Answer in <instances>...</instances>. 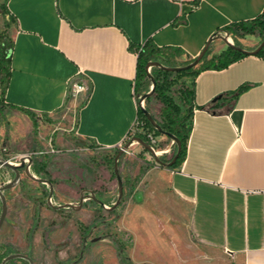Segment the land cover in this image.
<instances>
[{
	"label": "crops",
	"instance_id": "0c3cea01",
	"mask_svg": "<svg viewBox=\"0 0 264 264\" xmlns=\"http://www.w3.org/2000/svg\"><path fill=\"white\" fill-rule=\"evenodd\" d=\"M6 10L0 32L14 47L0 109V154L14 157L35 145L66 146L72 137L99 148L124 145L139 114L136 48L151 41L180 51L176 61L191 60L225 27L259 17L264 0H8ZM239 41L253 51L261 36ZM227 47L214 39L206 60ZM194 88L193 128L177 166L159 164L137 142L128 148L131 176L145 186L134 189L143 205L129 208V224L137 239L136 226L150 237L160 235L159 223L187 230L206 254L199 264H264V56L202 70ZM174 143H165L161 154ZM3 226L0 254L8 238ZM177 239L184 241L182 233Z\"/></svg>",
	"mask_w": 264,
	"mask_h": 264
},
{
	"label": "rangeland",
	"instance_id": "374dc122",
	"mask_svg": "<svg viewBox=\"0 0 264 264\" xmlns=\"http://www.w3.org/2000/svg\"><path fill=\"white\" fill-rule=\"evenodd\" d=\"M1 3L2 0L0 13L5 18V8H2ZM9 25L10 22L6 24L5 19V26ZM225 33L221 35L231 36V42L235 43L232 34ZM7 35L9 36L8 33ZM193 59H174V66H183L191 63ZM153 71V67L148 69L149 73ZM170 79L174 82L171 95L180 102L178 92L183 83L191 85L192 78L173 73ZM147 84L149 92L153 85L150 76ZM142 96L139 101H144V108L161 120L162 104L155 95L144 100ZM139 131H142L141 127L136 128V134ZM167 137L166 141L157 138V151H161L165 143L171 142V138L168 135ZM120 148H99L72 137L63 147L53 145L44 149L35 145L22 153L32 155L33 165L36 163L41 167V178L47 182H38L22 171L20 181L5 191L8 205L3 226L8 234L5 240L6 254L25 253L33 258L35 264H180L182 261L183 264H199L198 259L206 260V254H202L195 247L188 231L179 230L176 226H164L159 223L157 228L160 235L153 237L144 233L143 226H136L138 239L135 237L132 230L134 226L129 224L128 210L134 203L140 202V206L143 205V195L135 193L134 189H143L145 186L144 183H139L138 178L131 176L135 164L127 155L128 150L118 161L121 177L123 181L126 180L123 184L122 201L115 209L108 208L112 207L119 197L113 156L116 157ZM51 149L55 151L52 152ZM41 151L45 153L41 154ZM174 151L175 148L168 154L159 153L158 157L169 162L174 156ZM4 171H8V168ZM128 177L132 178L133 184L127 181ZM51 187L54 191L52 204L48 200ZM82 196L84 200L80 206ZM98 200L104 204H100ZM65 203H71L75 207H58ZM157 204L155 213L161 219ZM1 211L0 198V214ZM143 214V210L139 211L141 217ZM162 221L166 223L165 220ZM181 233L183 242L177 239ZM162 245L166 247L168 257ZM12 264L30 262L15 259Z\"/></svg>",
	"mask_w": 264,
	"mask_h": 264
},
{
	"label": "trees",
	"instance_id": "16d2710c",
	"mask_svg": "<svg viewBox=\"0 0 264 264\" xmlns=\"http://www.w3.org/2000/svg\"><path fill=\"white\" fill-rule=\"evenodd\" d=\"M8 0H2L1 6L5 8V16L8 15L6 10V2ZM9 21L6 19V24ZM226 33H231L235 45L240 46L239 38L246 34H258L261 36V41L264 39V12L257 18L240 23H234L224 28ZM218 34V33H217ZM14 47V42L6 33V31L0 32V109L3 104V94L6 90L10 73H11V55ZM136 51L138 53V64H137V97L140 98L142 95L147 93L149 80V72L147 65L151 61H159L165 66H174V56L180 54L178 50H170L168 48H160L153 44L151 41H147L144 45L137 47ZM209 50L203 56L200 61L199 66L183 69L178 72H172L164 70L162 67L154 66V71L151 73L156 80L155 86V98L162 104L160 109L161 120L156 121L162 128L159 131L147 118L144 113V108L139 104V114H138V128L141 127L142 131H139L134 136H138L144 141L148 142L147 133L153 132L156 136L166 135L168 133L175 135L181 141V151L180 155L171 167L177 166L186 156L187 152V142L190 136L191 130L193 128V111L196 107L195 104V88L194 79L195 77L205 69L216 68L222 69L227 67L232 62L239 60L240 58L248 55L243 51L236 50L231 46H228L221 53L213 56L210 60H206V56ZM259 56H264V46L256 54ZM195 59V58H194ZM194 59L192 61H194ZM191 61V62H192ZM186 65V64H185ZM176 73L181 76H188L192 78L191 85H186L183 83L181 89L178 92L179 101H176L171 95V88L174 82L170 79V75ZM243 87H239L237 92L241 91ZM221 97L213 104L217 106L219 104ZM140 102V101H139ZM24 112L29 115L33 120H35V114L31 111L24 110ZM140 130V129H139ZM129 141V140H127ZM174 155L178 150V143H174ZM174 157V156H173ZM173 157L169 160L171 161ZM115 156H113L114 162ZM163 160V159H162ZM166 162L165 160H163ZM41 167L38 164H34L32 167V173L41 177ZM129 182V180L127 179ZM126 180L123 181L125 184ZM6 256V252L0 254V261H2ZM19 260L27 261L24 258H17ZM15 259L7 261L6 264H12Z\"/></svg>",
	"mask_w": 264,
	"mask_h": 264
},
{
	"label": "water",
	"instance_id": "95a60500",
	"mask_svg": "<svg viewBox=\"0 0 264 264\" xmlns=\"http://www.w3.org/2000/svg\"><path fill=\"white\" fill-rule=\"evenodd\" d=\"M217 38H221L223 41H225V43L228 46H231V47H233L236 50L243 51L244 53H247V54H257L264 46V39H263L261 41L260 45L255 50L247 51V50L243 49L242 47L237 46L234 43H232L231 40L228 38V36L214 34L207 41V43H206L205 47L203 48V50L201 51V53L191 63H188V64L183 65V66H172V67H169V66L163 65L159 61H151V62L148 63L147 68L149 69L150 67L157 66V67H162L164 70H168V71H172V72H178V71L183 70V69L193 68V67L197 66L200 63V61L202 60L203 56L208 51L211 42L214 39H217ZM149 76H150V78L152 80L153 85H152L151 90L149 92L145 93L142 96V100L148 98L149 96L154 95V93H155L156 80L152 76L151 73H149ZM144 113L147 116V118L150 120V122L159 131H162L161 126L156 121L155 117L151 114V112L149 110H147L146 108H144ZM166 135H168L174 142L178 143V150L175 153L173 159L171 161H169V162H164L160 157H158V153H156L153 150L152 146L148 142L144 141L143 139H141L138 136H134L132 139H130L124 145V147L120 148L119 152L117 153V155L115 157V169H114V172H115V174L117 176L118 183H119V197H118L116 203L112 207H108L110 210L115 209L122 201V198H123V195H124V186H123V179H122L121 174L119 172L118 161H119L120 156L125 151L128 150L129 146L133 142H138L141 145H143L144 147H146L148 150H150L153 153V155H155L156 161L159 164L166 165V166H172L173 164H175V162L177 161V159H178V157L180 155L181 141L173 134L168 133ZM26 158L28 159V162H27ZM0 164H3L5 167H7V168L11 169L12 171H14V178L10 182H8L5 185L0 187V198H1V202H2V211H1V214H0V230H1V228H2V226L4 224V222H5L7 213H8V205H7V199H6L5 191L7 189H10V188L14 187L20 181L21 175H22V171H24V173L27 176H29L30 178H32V179H34V180H36L38 182H43L44 183V182H47V180L44 179V178H41V177H37L35 174L32 173L31 166L33 164V158L31 156L22 157L20 159V163L19 164H14V163L8 161L6 158H4L0 154ZM53 192H54L53 188L51 187L50 194H49V199H48L50 204H52V200L51 199H52V196H53ZM83 200H84V196H82L80 206H82ZM98 202L100 204H104V202L101 201V200H98ZM58 207L62 208V207H75V206L73 204H71V203H65V204L59 205ZM17 258H24V259H27L30 262V264H35L34 260H33V258L31 256H29V255H27L25 253H22V252L12 253V254L6 256L2 261H0V264H6L7 261L12 260V259H17Z\"/></svg>",
	"mask_w": 264,
	"mask_h": 264
},
{
	"label": "built area",
	"instance_id": "2783aa9c",
	"mask_svg": "<svg viewBox=\"0 0 264 264\" xmlns=\"http://www.w3.org/2000/svg\"><path fill=\"white\" fill-rule=\"evenodd\" d=\"M225 35H228L227 33H225ZM229 39H231V36H228ZM140 105L144 108V101H140ZM138 126V119H137V122L132 130V132L129 134V137L127 140H130L134 137V135L136 134V128ZM147 138H148V143L152 146L153 150L156 152V153H161V151H157L155 145H156V142H157V136L153 133V132H150V133H147ZM119 147H123V144H120ZM52 152H54L55 150L54 149H51ZM49 152V151H48ZM41 154L45 153V151H41L40 152ZM3 156V155H2ZM26 156H31V154H20V155H17V156H14V157H5L3 156L4 158H6L8 161L14 163V164H19L20 163V159L22 157H26ZM27 162H28V159L26 158ZM6 167L3 165V164H0V180L2 182V184H6L8 182H10L13 178H12V175H11V172L8 170V171H4ZM52 200V199H51Z\"/></svg>",
	"mask_w": 264,
	"mask_h": 264
},
{
	"label": "bare ground",
	"instance_id": "6f19581e",
	"mask_svg": "<svg viewBox=\"0 0 264 264\" xmlns=\"http://www.w3.org/2000/svg\"><path fill=\"white\" fill-rule=\"evenodd\" d=\"M231 40V39H230Z\"/></svg>",
	"mask_w": 264,
	"mask_h": 264
}]
</instances>
